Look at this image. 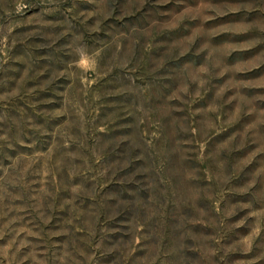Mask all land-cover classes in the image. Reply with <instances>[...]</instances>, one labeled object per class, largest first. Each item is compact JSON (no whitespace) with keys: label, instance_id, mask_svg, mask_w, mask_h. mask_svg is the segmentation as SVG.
Segmentation results:
<instances>
[{"label":"rangeland","instance_id":"1","mask_svg":"<svg viewBox=\"0 0 264 264\" xmlns=\"http://www.w3.org/2000/svg\"><path fill=\"white\" fill-rule=\"evenodd\" d=\"M0 264H264V0H0Z\"/></svg>","mask_w":264,"mask_h":264}]
</instances>
